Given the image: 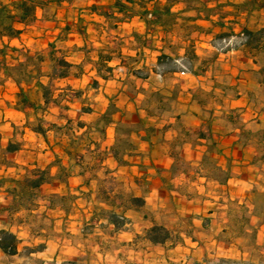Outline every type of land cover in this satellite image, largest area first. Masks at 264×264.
Wrapping results in <instances>:
<instances>
[{
  "label": "crops",
  "instance_id": "1",
  "mask_svg": "<svg viewBox=\"0 0 264 264\" xmlns=\"http://www.w3.org/2000/svg\"><path fill=\"white\" fill-rule=\"evenodd\" d=\"M27 1L0 0L21 31L13 38L0 34V60L10 72L0 71V170L14 172L10 188L3 180L8 176H0V200L7 202L0 219L20 230H10L18 239L17 253L0 249V264H203L196 221L203 220L202 212L187 214L196 215L190 234L180 232L183 243L175 246L137 236L155 223L175 230L170 220L185 209L169 206L166 216L160 208L171 200L201 198L202 183L264 178V105H257L264 92V49L253 57L242 36L264 28V0H122L130 11L123 20L116 0H37L34 18L22 22L16 6ZM144 9L156 11V19L144 18ZM164 57L181 68L164 70ZM60 58L71 65L68 76L55 74ZM45 87L51 90L48 104ZM68 90L79 95L67 97ZM159 94L169 97L165 108L154 100ZM229 109L240 113L239 124ZM39 124L46 135L31 129ZM121 127L131 128L127 146L121 144ZM11 141L21 142L22 149L6 152ZM208 159L227 173L224 180L209 176ZM26 168L52 175L34 209L16 207L9 193ZM105 176L115 178L116 193L143 198L145 209L105 202ZM111 211L129 220L127 228H115L107 216ZM26 247H32L28 255Z\"/></svg>",
  "mask_w": 264,
  "mask_h": 264
},
{
  "label": "rangeland",
  "instance_id": "2",
  "mask_svg": "<svg viewBox=\"0 0 264 264\" xmlns=\"http://www.w3.org/2000/svg\"><path fill=\"white\" fill-rule=\"evenodd\" d=\"M263 62L264 57L260 58V63ZM163 66L166 71L181 68L179 63L167 57L163 58ZM64 95L69 97L74 95V93L67 91ZM168 99L169 97L167 95L162 94L154 98L155 101L163 102L164 108L170 104V100ZM257 99L260 101L257 105H264V92H261ZM229 112H232L229 116L231 115L234 124H239V122H241L239 120L240 113L235 112L234 109H229ZM130 130V127H121L119 130L121 144L124 146L128 144L127 133H129ZM257 133L261 134V131H257ZM260 137L262 136L259 135L258 138L260 139ZM2 154L0 150V158ZM215 164L214 160L208 159L205 170H207L210 177L224 180L227 177V173L221 171ZM180 167L179 169L182 171L184 167ZM189 169L191 170V168ZM0 171H3L0 173V176H8L3 179L5 180V185L9 188L13 187L14 184L10 176L13 175L14 172L9 169ZM262 175H264V172ZM183 184H185L184 181ZM199 186L202 192L200 195L201 198L196 200L184 198L181 199L180 202L171 200V203L167 207H163V209L160 208L161 211L159 213L166 216L171 212V207L169 206H173L176 209H185L184 215L170 220L171 223L169 224L175 226V230L173 231L177 232V234H180V232L190 234L189 228L192 224V218L196 215L190 217L187 214H189L192 209L197 210V212H202L199 217L203 218V220H196L200 225V234H198L197 240L204 245L206 256L203 264H257L256 262L258 261H264V178L262 177V179L257 182L250 184L221 186L217 183L209 182L202 183ZM187 188L189 194H192L194 187L189 184ZM126 196L129 197L127 194ZM58 201L59 200H55V203ZM3 204H7V202L0 200V206ZM210 213H213V215H209ZM251 218L253 219V225H250ZM0 222V227L9 229L3 230L8 232H10L11 229L16 232L20 231L17 229V226H9L3 219H0ZM238 225H241L242 230L233 231V226L237 229ZM223 226H228L230 229L228 231H221V227ZM22 232L23 233L19 235V237H23L26 234L24 231ZM258 236L261 238L260 240H257ZM25 240L28 241L27 239ZM34 242L36 241H32L31 243L34 244ZM257 242H259V245ZM232 243L235 244V246H231ZM238 243L242 244L243 247H238ZM28 248L29 249L26 247L24 251L25 255L30 253L32 247ZM46 263L53 264L52 262Z\"/></svg>",
  "mask_w": 264,
  "mask_h": 264
},
{
  "label": "trees",
  "instance_id": "3",
  "mask_svg": "<svg viewBox=\"0 0 264 264\" xmlns=\"http://www.w3.org/2000/svg\"><path fill=\"white\" fill-rule=\"evenodd\" d=\"M29 1V3H28ZM20 5H17L16 8L21 12L20 21L27 22L29 19L34 18L35 9L37 6L41 5L37 0H28ZM135 0H126V3L132 4ZM122 0H116V9L123 14L124 18H129V7ZM141 6L144 5V1H141ZM165 11H169L167 8ZM158 13L156 11H148L144 9L142 11V16L148 19H156ZM15 15L12 13V10L7 5H0V34L8 37H19L21 34L20 30H17L13 27V22L15 21ZM110 17V15H109ZM242 36L245 38V45L248 48L250 54H253V57L256 55L259 57L264 49V28L258 31L244 30ZM2 52L1 54H3ZM103 61H110V57H103ZM59 71L55 70V74L59 77H65L69 75V69L71 65L66 62L64 59H58ZM105 63V62H104ZM107 72L111 73L112 68L109 67L106 63L102 64ZM4 70L6 74H10L9 67L0 60V71ZM259 75L261 77V84L264 86V64H261ZM71 92V90H68ZM44 98L46 104L50 102V93L51 90L48 87L43 88ZM79 95L78 93L74 94ZM69 96V97H73ZM20 96L23 98L25 104L27 100L24 98V90L20 86ZM84 111H87L85 109ZM70 123V122H69ZM55 126H53L54 128ZM31 129L39 134L46 135L47 129L44 128L42 124L37 126H31ZM22 149V143L17 141L9 142L6 152L13 153ZM52 181V175L48 169H39V168H26V175L22 181L18 183L17 188H13L9 191L10 195L13 196L15 201V206H21L24 208L34 209L37 204L36 201L39 200V189L42 185L50 183ZM117 182L113 176H106L101 180L100 192L103 200L112 205H117L122 208H133L139 211L145 209L146 201L143 198L139 197H128L123 193H116ZM107 216L109 221L115 226L117 230H122L127 228L129 220L121 214L116 212H108ZM0 249L7 255H15L17 253V242L18 239L16 235L6 230L0 231ZM145 239L152 243L153 245L163 246L168 243L175 246L177 244L183 243V237L180 234L173 230H169L163 225L155 223L149 230L146 231L145 235L137 236V239ZM7 240V241H6Z\"/></svg>",
  "mask_w": 264,
  "mask_h": 264
}]
</instances>
